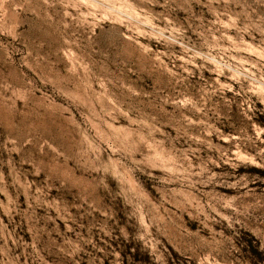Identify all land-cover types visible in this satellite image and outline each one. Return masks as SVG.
I'll use <instances>...</instances> for the list:
<instances>
[{
	"label": "rangeland",
	"instance_id": "obj_1",
	"mask_svg": "<svg viewBox=\"0 0 264 264\" xmlns=\"http://www.w3.org/2000/svg\"><path fill=\"white\" fill-rule=\"evenodd\" d=\"M0 264H264V0H0Z\"/></svg>",
	"mask_w": 264,
	"mask_h": 264
}]
</instances>
